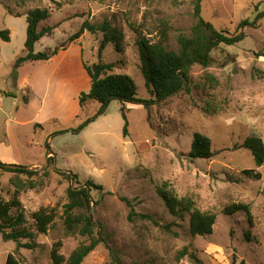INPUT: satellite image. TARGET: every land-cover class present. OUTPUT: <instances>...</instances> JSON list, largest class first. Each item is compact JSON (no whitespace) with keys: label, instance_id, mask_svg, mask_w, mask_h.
I'll use <instances>...</instances> for the list:
<instances>
[{"label":"rangeland","instance_id":"obj_1","mask_svg":"<svg viewBox=\"0 0 264 264\" xmlns=\"http://www.w3.org/2000/svg\"><path fill=\"white\" fill-rule=\"evenodd\" d=\"M197 2L0 0V31L10 32L9 42L0 39V163L42 168L33 177L37 188L20 196L32 231L33 212L57 211L49 233L35 236L37 248L18 250L21 264H52L50 248L60 238L64 257L88 242L79 236L63 237L61 220L66 190L87 181L103 187L102 191L92 189L90 196L93 220L103 227L96 236L104 243L81 264H264V164L257 168L251 153L241 147L252 130L264 143V57L257 55L264 52V18L256 28L244 29L246 38L241 43L212 51L207 68L194 65L187 90L148 109L127 103V136L118 100L110 101L97 117L99 103L89 101L83 109L78 105L79 93L90 86L83 66L97 62L102 38L100 33L85 32L70 43L68 39L84 21H106L122 33L123 52L108 45L102 61L115 64L114 73L132 78L139 100L151 101L140 73L136 41L143 36L177 52V38L188 36L195 22ZM5 8L22 17L10 16ZM34 8L48 9L51 16L43 26L53 27L52 34L35 45V53L62 45L66 50L46 62L15 67V60L24 55V15ZM263 9L264 0L200 3L201 17L215 29L230 33ZM195 133L211 140L213 158H189ZM245 169L259 173L261 179L244 177ZM11 177L0 170V197L5 201L13 193ZM163 183L178 198H191L200 211L216 214L210 236L192 237L189 217L169 214L156 193V185ZM236 204L248 205L251 227L244 212L223 213ZM131 210L150 216L154 223L130 216ZM15 246L0 237V264H5Z\"/></svg>","mask_w":264,"mask_h":264},{"label":"trees","instance_id":"obj_2","mask_svg":"<svg viewBox=\"0 0 264 264\" xmlns=\"http://www.w3.org/2000/svg\"><path fill=\"white\" fill-rule=\"evenodd\" d=\"M201 1L198 0L195 5V22L190 34L188 36L180 35L177 38V52L169 51L161 43H152L143 36L138 37L136 46L140 60V73L150 96L153 98L151 101L139 100L137 98V88L132 78L125 74L114 73L115 64H107L102 61V54L108 45L113 46L117 53L123 52L122 33L106 21L100 24H91L87 20L84 21L79 30L68 39L70 43L79 39L85 32L93 35L100 33L102 38L97 49V62L83 66L89 77L90 86L87 91L79 93V107L83 109L89 101L99 103L100 109L96 113L97 117L105 113L110 101L118 100L121 103L120 111L125 122L124 136H127V103L140 105L148 109L150 106L161 103L182 90H187L189 72L194 65L207 68L210 65L212 51L220 46H234L241 43L246 38L244 29L256 28L258 21L264 18L263 9L260 12L256 11V15L252 20L245 19L241 21L234 33L217 30L211 23L201 17ZM5 9L10 16L22 17L21 15H13L8 8ZM24 16L26 18L24 55L15 60V67L25 62H46L57 55L60 50H66L65 46L62 45L60 48H55L50 52L35 53V45L43 37L52 34L53 27L43 26V23L50 19L51 14L48 9L34 8L30 9ZM129 26L132 27L131 25ZM164 35L166 37V33ZM0 39L4 42H9V30L0 31ZM257 55L264 57V52H259ZM89 122L88 120L81 125L79 130L87 126ZM241 147L251 153L257 168L264 164V143L255 130L248 134ZM215 155L216 153L212 150L211 140L200 133H195L188 153L189 158L209 160ZM48 159L49 163H53L52 157ZM0 170L12 175L9 183L13 188V193L9 200L5 201L0 197V237L3 242H14L16 245L14 252L7 255L5 264H21L17 257L18 250L20 248L27 250L37 248L38 245L34 242L35 236L49 233L57 218V211L55 208H40L33 212L30 218L32 219L35 232L32 231L27 225L20 196L28 190L37 188L38 184L33 177L37 176L39 171L29 170L26 166L3 163H0ZM43 172L46 174L45 171ZM57 172L59 175L68 174L73 179H77L76 175L72 173ZM241 174L253 180L261 179L260 174L254 170L245 169L241 171ZM92 189L102 191L103 187L87 181L83 186L69 187L66 190V203L62 206L61 214L62 235L63 237L79 236L86 238L88 242L80 244L68 257H64L60 253L63 246L62 238L56 240L52 243L49 254L52 264H81L99 244L104 243L102 237L96 236V233L101 234L103 227L93 220L91 214L93 201L90 191ZM156 193L171 216L177 218L187 215L189 217V233L192 237H207L212 234L213 226L216 222V214L200 211L195 207L191 198H178L171 190L167 189L165 183L156 185ZM237 212L245 213L247 223L251 227V213L248 205L236 204L225 208L223 211L225 215H233ZM130 216H136L154 223L150 216L136 215L132 210ZM250 236L251 233L247 230L245 233L246 240L249 241ZM21 241L26 242L21 243ZM186 254L187 252L183 251L181 256Z\"/></svg>","mask_w":264,"mask_h":264},{"label":"water","instance_id":"obj_3","mask_svg":"<svg viewBox=\"0 0 264 264\" xmlns=\"http://www.w3.org/2000/svg\"><path fill=\"white\" fill-rule=\"evenodd\" d=\"M28 169L29 170H34V171L42 170V168H33V169L28 168Z\"/></svg>","mask_w":264,"mask_h":264}]
</instances>
